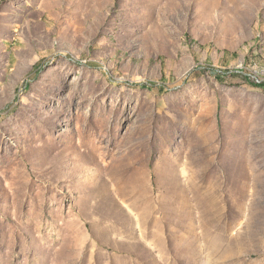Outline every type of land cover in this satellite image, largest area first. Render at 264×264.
<instances>
[{
  "label": "rangeland",
  "instance_id": "obj_1",
  "mask_svg": "<svg viewBox=\"0 0 264 264\" xmlns=\"http://www.w3.org/2000/svg\"><path fill=\"white\" fill-rule=\"evenodd\" d=\"M238 68L264 0H0V264H264L252 146L173 173Z\"/></svg>",
  "mask_w": 264,
  "mask_h": 264
},
{
  "label": "crops",
  "instance_id": "obj_2",
  "mask_svg": "<svg viewBox=\"0 0 264 264\" xmlns=\"http://www.w3.org/2000/svg\"><path fill=\"white\" fill-rule=\"evenodd\" d=\"M219 86L218 92L215 90L213 94L208 123L198 125L195 132L197 144L206 152L194 158L192 151L182 154L174 148L173 173L186 177L195 160L201 162L202 166H219L221 170H226L230 167L226 163L229 148L239 152L251 145L253 169L259 172L257 175L262 177L261 184L264 185V87L242 81L231 84L223 82ZM183 131L184 144H192V128L187 126ZM212 151L215 152L213 156Z\"/></svg>",
  "mask_w": 264,
  "mask_h": 264
},
{
  "label": "bare ground",
  "instance_id": "obj_3",
  "mask_svg": "<svg viewBox=\"0 0 264 264\" xmlns=\"http://www.w3.org/2000/svg\"><path fill=\"white\" fill-rule=\"evenodd\" d=\"M243 64V63H242ZM247 67V66H246ZM245 67V68H246ZM249 68V67H248ZM247 68V69H248ZM225 69V68H224ZM246 69V70H247ZM214 71H216V72H226V73H244V74H246V75H249V76H252V77H254L255 79H257V80H263L264 81V69L263 70H255L254 72H252V71H248V72H244L242 69H240V68H238V69H234V70H229V71H222V70H219V69H214ZM248 80H250V81H252V82H254V80H252V79H248ZM256 84H262V85H264V82H257Z\"/></svg>",
  "mask_w": 264,
  "mask_h": 264
},
{
  "label": "built area",
  "instance_id": "obj_4",
  "mask_svg": "<svg viewBox=\"0 0 264 264\" xmlns=\"http://www.w3.org/2000/svg\"><path fill=\"white\" fill-rule=\"evenodd\" d=\"M216 74H218L220 77H224V78H229L231 77L232 75H237V76H242L244 79H252L254 80V83H257V82H264L263 80H257L255 79L254 77L252 76H249V75H246L244 73H226V72H216Z\"/></svg>",
  "mask_w": 264,
  "mask_h": 264
},
{
  "label": "trees",
  "instance_id": "obj_5",
  "mask_svg": "<svg viewBox=\"0 0 264 264\" xmlns=\"http://www.w3.org/2000/svg\"><path fill=\"white\" fill-rule=\"evenodd\" d=\"M245 80H247L249 83H251V84H253V85H256V86L262 85V84H256V83H254V82H252V81H250V80H248V79H245Z\"/></svg>",
  "mask_w": 264,
  "mask_h": 264
}]
</instances>
